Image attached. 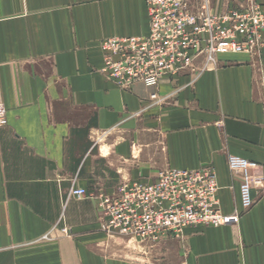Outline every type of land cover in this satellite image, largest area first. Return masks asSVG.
Instances as JSON below:
<instances>
[{
	"label": "crops",
	"instance_id": "crops-1",
	"mask_svg": "<svg viewBox=\"0 0 264 264\" xmlns=\"http://www.w3.org/2000/svg\"><path fill=\"white\" fill-rule=\"evenodd\" d=\"M244 1L210 0L216 12ZM148 33L145 0H0V264H264V183L237 222L190 228L137 261L113 249L96 200L68 198L73 185L112 194L167 167L212 166L230 216L241 177L228 157L259 163L264 180V58L116 88L100 43Z\"/></svg>",
	"mask_w": 264,
	"mask_h": 264
},
{
	"label": "built area",
	"instance_id": "built-area-1",
	"mask_svg": "<svg viewBox=\"0 0 264 264\" xmlns=\"http://www.w3.org/2000/svg\"><path fill=\"white\" fill-rule=\"evenodd\" d=\"M145 2L147 35L106 38L99 45L104 60L101 73L116 88L130 91L138 83L157 88L163 79L186 74L198 78L217 68L225 56L245 55L259 63L264 58V4L257 0L234 3L221 12L214 10L210 0L196 6L190 0ZM157 99V93L150 97ZM6 119V107L0 104V127L7 126ZM227 163L241 177V209L230 216L221 211L220 186L212 166L167 167L154 181H124L112 194L73 185L68 198L96 200L104 231L155 247L182 238L190 228L235 223L253 208V192L264 183L258 175L260 164L235 155Z\"/></svg>",
	"mask_w": 264,
	"mask_h": 264
},
{
	"label": "rangeland",
	"instance_id": "rangeland-1",
	"mask_svg": "<svg viewBox=\"0 0 264 264\" xmlns=\"http://www.w3.org/2000/svg\"><path fill=\"white\" fill-rule=\"evenodd\" d=\"M124 182V181H123ZM122 182V183H123ZM121 183V184H122ZM72 187V186H71ZM119 187V186H117ZM106 232V231H105ZM107 233V232H106ZM108 234V233H107ZM114 237V241H112V247L116 252H124L127 255V258H131L136 260L134 257H147L150 256L151 252L156 249L157 246L153 247L150 244L145 243L138 238H128V237H120L113 234H108ZM121 254L120 256H122ZM142 261V258H139ZM137 261V260H136Z\"/></svg>",
	"mask_w": 264,
	"mask_h": 264
}]
</instances>
